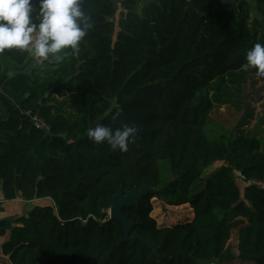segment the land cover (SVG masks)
Wrapping results in <instances>:
<instances>
[{
	"label": "trees",
	"instance_id": "obj_1",
	"mask_svg": "<svg viewBox=\"0 0 264 264\" xmlns=\"http://www.w3.org/2000/svg\"><path fill=\"white\" fill-rule=\"evenodd\" d=\"M145 3L83 0L91 27L60 63L32 67L25 51L0 53L1 93L18 106L0 100V199L41 201L15 219L0 264H264V113L252 122L245 100L264 77L243 67L264 44V0ZM224 105L242 112L230 127L211 120ZM98 123L138 133L127 151L112 150L88 138ZM143 183L161 190L122 212L160 258L140 240L122 241L108 216L119 186ZM153 197L188 204L192 217L158 226Z\"/></svg>",
	"mask_w": 264,
	"mask_h": 264
},
{
	"label": "clouds",
	"instance_id": "obj_2",
	"mask_svg": "<svg viewBox=\"0 0 264 264\" xmlns=\"http://www.w3.org/2000/svg\"><path fill=\"white\" fill-rule=\"evenodd\" d=\"M82 5L83 0H0V53L18 49L38 58V63H60L68 49L79 51L91 27ZM246 61L245 69L255 68L264 77V44L255 43ZM119 116V111L113 113L112 121ZM137 133L135 126L126 123L119 127L98 123L87 130L90 140L120 151H127Z\"/></svg>",
	"mask_w": 264,
	"mask_h": 264
},
{
	"label": "rangeland",
	"instance_id": "obj_3",
	"mask_svg": "<svg viewBox=\"0 0 264 264\" xmlns=\"http://www.w3.org/2000/svg\"><path fill=\"white\" fill-rule=\"evenodd\" d=\"M139 12L143 13L144 12V7H141L139 9ZM38 58H35L32 62V67L37 66L38 62H37ZM1 85V84H0ZM255 88L257 90L256 95L252 94V98H245L246 101H249L251 104V107L254 110V115H255V119L252 122L256 121V118L258 116L263 115L264 113V83L258 82L255 85ZM244 99V98H243ZM0 100H2L7 109L9 111H17L18 110V106L16 105V103H13L11 101H9L8 99H4L2 93H1V89H0ZM241 111L240 112H236L231 108H228L226 105L221 106L217 109H215L212 113H211V120H219L221 121L226 127H230L232 125V123L236 122V120L240 117L241 115ZM35 114L34 113H27V116L33 118ZM262 137L264 138V128H262ZM221 163H215L212 166L206 168L203 173L202 176H207L210 175V173L220 165ZM235 180L237 185L240 188V191H243L244 186L246 185V181L237 173H235ZM151 204H152V211H151V216L155 219L156 223L158 226H170L179 222H184L185 220L189 219L191 216V208L189 207L188 204H183L180 206H171V205H167L166 203H164L162 200L153 197L151 198ZM237 229L235 228L232 231L230 240H229V246L231 248V251L233 254H236V244H237ZM199 264H254L251 261H242L239 259H234L233 261L230 262H226V261H219V260H215L213 262L210 263H206L203 261H200Z\"/></svg>",
	"mask_w": 264,
	"mask_h": 264
},
{
	"label": "water",
	"instance_id": "obj_4",
	"mask_svg": "<svg viewBox=\"0 0 264 264\" xmlns=\"http://www.w3.org/2000/svg\"><path fill=\"white\" fill-rule=\"evenodd\" d=\"M154 28V26H152ZM163 186L162 188H165ZM161 188H154L150 184H141L139 187L134 186L127 192H123L122 186H119L111 197L110 207L108 210V216L110 219H115L121 224V229L123 232L122 241L134 242L135 240H140L143 244L152 249L153 254L158 258L161 255L157 252V245L151 240L140 236L137 232L132 231L134 221L128 218L127 215L123 214V207L137 206L141 197L147 195L148 193H157Z\"/></svg>",
	"mask_w": 264,
	"mask_h": 264
},
{
	"label": "crops",
	"instance_id": "obj_5",
	"mask_svg": "<svg viewBox=\"0 0 264 264\" xmlns=\"http://www.w3.org/2000/svg\"><path fill=\"white\" fill-rule=\"evenodd\" d=\"M145 1L148 5L155 0ZM250 2H255V0H250ZM38 202L41 201H25L19 196L11 200L0 199V246L8 238L10 229L15 225V219L28 212ZM190 215L189 217H192V209Z\"/></svg>",
	"mask_w": 264,
	"mask_h": 264
},
{
	"label": "built area",
	"instance_id": "obj_6",
	"mask_svg": "<svg viewBox=\"0 0 264 264\" xmlns=\"http://www.w3.org/2000/svg\"><path fill=\"white\" fill-rule=\"evenodd\" d=\"M33 122L37 127H44L45 124L43 123V121H41L40 119H38L36 116H33Z\"/></svg>",
	"mask_w": 264,
	"mask_h": 264
}]
</instances>
